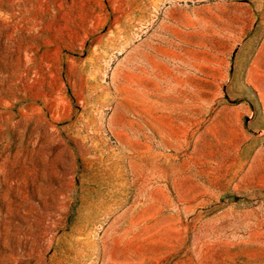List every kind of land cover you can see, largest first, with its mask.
Listing matches in <instances>:
<instances>
[{
  "label": "rangeland",
  "instance_id": "1",
  "mask_svg": "<svg viewBox=\"0 0 264 264\" xmlns=\"http://www.w3.org/2000/svg\"><path fill=\"white\" fill-rule=\"evenodd\" d=\"M0 264H264V0H0Z\"/></svg>",
  "mask_w": 264,
  "mask_h": 264
},
{
  "label": "crops",
  "instance_id": "2",
  "mask_svg": "<svg viewBox=\"0 0 264 264\" xmlns=\"http://www.w3.org/2000/svg\"><path fill=\"white\" fill-rule=\"evenodd\" d=\"M211 84H212V87H211V91L215 90V83H214V80L211 81Z\"/></svg>",
  "mask_w": 264,
  "mask_h": 264
}]
</instances>
